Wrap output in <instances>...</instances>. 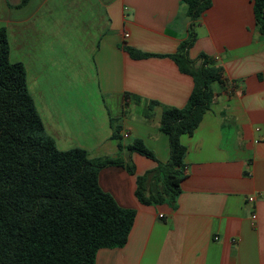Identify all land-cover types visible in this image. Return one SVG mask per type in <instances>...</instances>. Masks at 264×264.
<instances>
[{
  "label": "crops",
  "instance_id": "0c3cea01",
  "mask_svg": "<svg viewBox=\"0 0 264 264\" xmlns=\"http://www.w3.org/2000/svg\"><path fill=\"white\" fill-rule=\"evenodd\" d=\"M20 1L0 0V28L11 62L25 66L46 133L61 151L80 148L91 160L121 158L134 166V174L122 166L99 172L101 189L136 217L127 244L99 250L95 264H264V36L253 0H212L195 20L188 56L196 64L207 56L222 69L223 83L212 85V103L193 135L181 137V193L149 206L135 196L136 177L156 163L120 150L114 131L128 134L124 146L139 139L160 162L169 159L162 113L184 108L194 88L169 57L189 37L187 5ZM124 47L153 56L136 59ZM77 69L85 76L80 87L72 80ZM89 72L92 88L85 85ZM151 102L157 104L147 119Z\"/></svg>",
  "mask_w": 264,
  "mask_h": 264
},
{
  "label": "trees",
  "instance_id": "16d2710c",
  "mask_svg": "<svg viewBox=\"0 0 264 264\" xmlns=\"http://www.w3.org/2000/svg\"><path fill=\"white\" fill-rule=\"evenodd\" d=\"M28 0H21L19 7ZM192 20L189 37L177 53L169 55L179 70L194 81L184 108H165L160 131L168 137L169 159L160 162L141 140L126 146L119 128L114 137L119 149L138 153L156 167L136 177L135 196L149 206L174 201L185 179L186 146L183 135H193L213 100L212 85L223 83V71L201 56L198 64L188 56L195 41L194 22L211 7L212 0H181ZM260 33L264 36V0H253ZM136 59L153 56L124 47ZM7 31L0 28V264H95L101 249L123 248L133 228L136 211L120 207L99 186L100 170L133 164L121 158L91 160L84 149L61 151L46 133L29 93L27 72L11 62ZM130 97L125 94V100ZM156 102L145 116L150 118Z\"/></svg>",
  "mask_w": 264,
  "mask_h": 264
},
{
  "label": "rangeland",
  "instance_id": "374dc122",
  "mask_svg": "<svg viewBox=\"0 0 264 264\" xmlns=\"http://www.w3.org/2000/svg\"><path fill=\"white\" fill-rule=\"evenodd\" d=\"M72 63H73L74 65H76L77 67L80 66V62H79V61H77L76 63H74V61H73ZM87 76H88V78H87V79H88V82H87L85 85H86L87 87H89V88L94 87V82L91 81V77H93V74L89 72V73L87 74ZM84 77H85V76L83 75V72H80V71L77 69V71L73 73V78H72L74 85H76V86H78V87L81 86V83H82V85H83V83H84L83 80H85ZM81 80H82V81H81ZM64 85H66V80H64Z\"/></svg>",
  "mask_w": 264,
  "mask_h": 264
},
{
  "label": "built area",
  "instance_id": "2783aa9c",
  "mask_svg": "<svg viewBox=\"0 0 264 264\" xmlns=\"http://www.w3.org/2000/svg\"><path fill=\"white\" fill-rule=\"evenodd\" d=\"M127 36H128V34H125V37H127ZM123 136H124V138H127L128 137V134L127 133H124ZM248 202L250 204H253L255 202V197H253V196L252 197H249L248 198ZM251 219L253 221H256V219H257L256 213H252Z\"/></svg>",
  "mask_w": 264,
  "mask_h": 264
}]
</instances>
